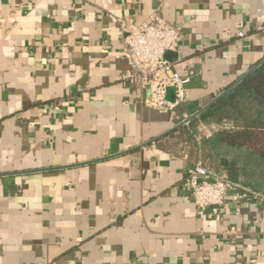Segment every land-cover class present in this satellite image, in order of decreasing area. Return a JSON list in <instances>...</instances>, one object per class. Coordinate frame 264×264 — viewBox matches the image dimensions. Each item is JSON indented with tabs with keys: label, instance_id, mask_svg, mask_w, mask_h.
I'll return each mask as SVG.
<instances>
[{
	"label": "crops",
	"instance_id": "1",
	"mask_svg": "<svg viewBox=\"0 0 264 264\" xmlns=\"http://www.w3.org/2000/svg\"><path fill=\"white\" fill-rule=\"evenodd\" d=\"M153 12L194 71L168 112L121 79L117 18ZM262 26L264 0H0V264H264L263 193L202 218L184 185L200 116L144 146L264 58Z\"/></svg>",
	"mask_w": 264,
	"mask_h": 264
},
{
	"label": "built area",
	"instance_id": "2",
	"mask_svg": "<svg viewBox=\"0 0 264 264\" xmlns=\"http://www.w3.org/2000/svg\"><path fill=\"white\" fill-rule=\"evenodd\" d=\"M117 22L122 42L121 57L128 64L127 71L121 76L122 81L139 86L143 101L161 112L173 110L184 102L186 86L191 82L194 71L182 75L175 67L176 62L167 58L168 53L178 51L183 40L180 27L159 12H153L142 23L122 17L117 18ZM237 27L238 36L244 37V24L238 23ZM260 29L264 31V26ZM169 88H175V101L168 99ZM200 139L196 135L198 143ZM184 185L191 192L202 218L212 217L213 212L208 210L223 206L230 192H235L238 198L258 195L231 180L225 172L209 168L201 157L186 171Z\"/></svg>",
	"mask_w": 264,
	"mask_h": 264
},
{
	"label": "trees",
	"instance_id": "3",
	"mask_svg": "<svg viewBox=\"0 0 264 264\" xmlns=\"http://www.w3.org/2000/svg\"><path fill=\"white\" fill-rule=\"evenodd\" d=\"M199 119L212 128L202 140L204 164L223 167L231 180L264 194V63Z\"/></svg>",
	"mask_w": 264,
	"mask_h": 264
},
{
	"label": "water",
	"instance_id": "4",
	"mask_svg": "<svg viewBox=\"0 0 264 264\" xmlns=\"http://www.w3.org/2000/svg\"><path fill=\"white\" fill-rule=\"evenodd\" d=\"M263 63H264V58H262L257 64H255L253 67H251L246 73H244L240 78H238L233 84H231L229 87H227L225 90H223L220 94H218L212 101H210L208 104L203 106L200 110H198L193 116H191L190 118L185 120L182 124H179L178 126L170 129L169 131L165 132L164 134L158 136L157 138H154L150 142L145 143L144 146H146L152 142H155L156 140L170 134L171 132H173L177 128L183 126L187 122L192 121L194 118L200 116L205 110H207L210 106H212L214 103H216L218 100H220L225 94H227L230 90L235 88L238 84H240L247 76H249L252 72H254ZM168 99L171 101H175V88H169L168 89Z\"/></svg>",
	"mask_w": 264,
	"mask_h": 264
},
{
	"label": "rangeland",
	"instance_id": "5",
	"mask_svg": "<svg viewBox=\"0 0 264 264\" xmlns=\"http://www.w3.org/2000/svg\"><path fill=\"white\" fill-rule=\"evenodd\" d=\"M210 132H212V130L201 127V128H200V132H199V134L197 133V136L200 135V136L204 137V136H207V134H209ZM183 136H184V135H183ZM206 162H207V164H208V161H206Z\"/></svg>",
	"mask_w": 264,
	"mask_h": 264
}]
</instances>
